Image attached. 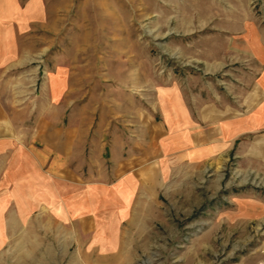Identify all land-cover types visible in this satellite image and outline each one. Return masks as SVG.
Masks as SVG:
<instances>
[{"label":"rangeland","instance_id":"rangeland-1","mask_svg":"<svg viewBox=\"0 0 264 264\" xmlns=\"http://www.w3.org/2000/svg\"><path fill=\"white\" fill-rule=\"evenodd\" d=\"M36 5L39 20L17 41L20 60L0 70V110L28 117L22 107H42L31 103L35 84L64 65L72 121L99 124L105 141L114 133L119 148L130 134L140 137L139 124L160 121L164 98L191 107L230 103L259 69L242 51L264 44V0ZM141 202L132 219V264H264V174L236 155L184 166ZM26 232L0 253V264H58L46 234L38 242Z\"/></svg>","mask_w":264,"mask_h":264},{"label":"crops","instance_id":"crops-1","mask_svg":"<svg viewBox=\"0 0 264 264\" xmlns=\"http://www.w3.org/2000/svg\"><path fill=\"white\" fill-rule=\"evenodd\" d=\"M36 3L0 0V70L20 60ZM242 52L259 62L243 95L193 107L164 98L160 121L139 124L140 137L120 148L99 124L72 121L68 68L45 70L30 96L42 107H22L23 119L0 110V253L26 230L38 242L43 231L58 264H132L136 208L178 170L236 155L264 174V44Z\"/></svg>","mask_w":264,"mask_h":264}]
</instances>
